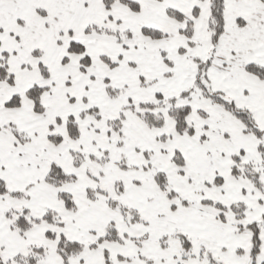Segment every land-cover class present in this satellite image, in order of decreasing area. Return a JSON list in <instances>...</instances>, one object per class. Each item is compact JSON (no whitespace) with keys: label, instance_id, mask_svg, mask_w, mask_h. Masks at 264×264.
<instances>
[{"label":"snow or ice","instance_id":"snow-or-ice-1","mask_svg":"<svg viewBox=\"0 0 264 264\" xmlns=\"http://www.w3.org/2000/svg\"><path fill=\"white\" fill-rule=\"evenodd\" d=\"M0 264H264V0H0Z\"/></svg>","mask_w":264,"mask_h":264}]
</instances>
